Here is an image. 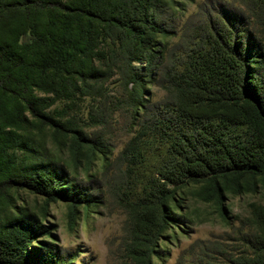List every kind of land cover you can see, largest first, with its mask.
Masks as SVG:
<instances>
[{"label": "trees", "instance_id": "16d2710c", "mask_svg": "<svg viewBox=\"0 0 264 264\" xmlns=\"http://www.w3.org/2000/svg\"><path fill=\"white\" fill-rule=\"evenodd\" d=\"M175 6V0H0V264H70L52 249H33L37 235L52 236L50 229L8 196L23 188L46 203L67 202L71 225L82 204L87 211L92 206L90 195L35 138L50 131L75 164L103 153V143L78 129L65 110L54 117L50 109L92 94L91 82L100 80L109 54L131 68L125 72L128 104L140 120L124 154L137 151L144 138L163 142L167 159L160 181L182 186L179 195L173 192L146 208L148 230L158 222L162 229L177 226L166 206L176 205L184 189L192 187L196 199L217 206L222 218L225 196L264 191L261 37L209 24V50L171 76L169 102L141 110L161 61L157 39L167 35L156 20ZM134 62L146 67H132ZM248 209L237 220L236 239L198 252L191 248L198 258L194 264H264V203H250ZM146 235L133 249L137 264H152L154 255L162 259L154 236Z\"/></svg>", "mask_w": 264, "mask_h": 264}, {"label": "rangeland", "instance_id": "374dc122", "mask_svg": "<svg viewBox=\"0 0 264 264\" xmlns=\"http://www.w3.org/2000/svg\"><path fill=\"white\" fill-rule=\"evenodd\" d=\"M175 2L173 12L156 20L166 28L167 35L157 39V44L163 47L161 61L153 68V84L145 88L146 102L142 103V111L158 109L169 102L171 76L180 74L209 50L208 43L212 39L209 24L223 30L233 28L241 35L261 37L264 55V0ZM131 65L146 67L145 63ZM129 69L109 54V59L102 63L100 80L91 82L92 94L79 96L75 104L59 101L50 109L54 117L65 110V117L73 119L78 129L84 130L92 140L103 143L102 154L75 164L68 151L53 142L50 131L35 138L41 151L65 169L69 180L83 193L90 195L94 203L89 210L82 204L71 225L67 202L46 203L43 196L23 188L11 190L9 200L14 206H24L35 213L41 226L50 229L52 236L37 235L33 249H52L70 264H137L133 249L145 234L154 236L156 250L162 257L159 260L154 255L152 264L198 263L191 248L195 247L198 252L215 243L236 239L237 220L249 214L250 203H264V191L225 196L226 218H222L217 206L196 199L192 187L184 189L176 205L166 206L167 211L174 213L171 219H175L177 226L162 229L158 222L148 230L145 223L151 224L145 215L146 208L154 201L162 203L173 192L179 195L177 191L182 186L175 189L160 181L162 163L167 159L163 142L144 138L138 143L137 151L124 154L137 135V123L140 122L128 104L130 92L125 72ZM131 87L132 84L129 89ZM142 111L138 114L141 117ZM10 210L14 212V209Z\"/></svg>", "mask_w": 264, "mask_h": 264}]
</instances>
